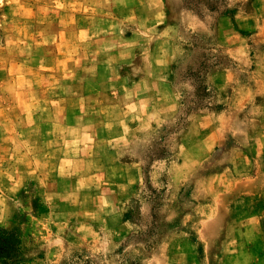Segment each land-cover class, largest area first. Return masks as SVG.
<instances>
[{
    "label": "rangeland",
    "instance_id": "rangeland-1",
    "mask_svg": "<svg viewBox=\"0 0 264 264\" xmlns=\"http://www.w3.org/2000/svg\"><path fill=\"white\" fill-rule=\"evenodd\" d=\"M153 1L0 0L17 264H264V0Z\"/></svg>",
    "mask_w": 264,
    "mask_h": 264
},
{
    "label": "trees",
    "instance_id": "trees-1",
    "mask_svg": "<svg viewBox=\"0 0 264 264\" xmlns=\"http://www.w3.org/2000/svg\"><path fill=\"white\" fill-rule=\"evenodd\" d=\"M198 105V101H195ZM17 236L14 232L0 227V264H17Z\"/></svg>",
    "mask_w": 264,
    "mask_h": 264
},
{
    "label": "crops",
    "instance_id": "crops-1",
    "mask_svg": "<svg viewBox=\"0 0 264 264\" xmlns=\"http://www.w3.org/2000/svg\"><path fill=\"white\" fill-rule=\"evenodd\" d=\"M162 2L163 0H155L153 1V4H155V6L158 8L159 14L162 15L161 9H160V5L162 6Z\"/></svg>",
    "mask_w": 264,
    "mask_h": 264
}]
</instances>
